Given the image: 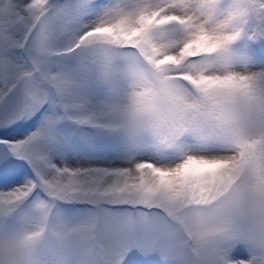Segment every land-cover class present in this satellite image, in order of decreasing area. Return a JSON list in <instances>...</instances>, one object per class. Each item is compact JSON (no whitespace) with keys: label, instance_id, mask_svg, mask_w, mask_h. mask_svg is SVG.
Wrapping results in <instances>:
<instances>
[{"label":"snow or ice","instance_id":"snow-or-ice-1","mask_svg":"<svg viewBox=\"0 0 264 264\" xmlns=\"http://www.w3.org/2000/svg\"><path fill=\"white\" fill-rule=\"evenodd\" d=\"M0 264H264V0H0Z\"/></svg>","mask_w":264,"mask_h":264}]
</instances>
